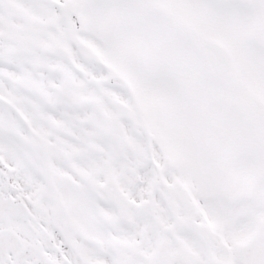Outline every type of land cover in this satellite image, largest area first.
I'll list each match as a JSON object with an SVG mask.
<instances>
[{
  "label": "snow or ice",
  "instance_id": "obj_1",
  "mask_svg": "<svg viewBox=\"0 0 264 264\" xmlns=\"http://www.w3.org/2000/svg\"><path fill=\"white\" fill-rule=\"evenodd\" d=\"M0 264H264V0H0Z\"/></svg>",
  "mask_w": 264,
  "mask_h": 264
}]
</instances>
